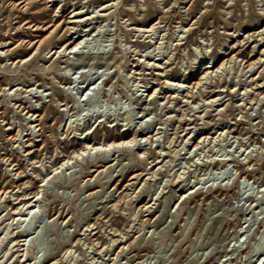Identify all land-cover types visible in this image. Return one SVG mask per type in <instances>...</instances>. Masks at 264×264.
<instances>
[{
  "label": "rangeland",
  "instance_id": "obj_1",
  "mask_svg": "<svg viewBox=\"0 0 264 264\" xmlns=\"http://www.w3.org/2000/svg\"><path fill=\"white\" fill-rule=\"evenodd\" d=\"M79 33L100 53L49 56ZM263 240L264 0H0V264H264Z\"/></svg>",
  "mask_w": 264,
  "mask_h": 264
},
{
  "label": "bare ground",
  "instance_id": "obj_2",
  "mask_svg": "<svg viewBox=\"0 0 264 264\" xmlns=\"http://www.w3.org/2000/svg\"><path fill=\"white\" fill-rule=\"evenodd\" d=\"M73 17H75L74 18V22H80V21H83V20H85V19H88L89 18V15H85V16H77L76 17V13H75V15H73ZM85 35H87V33L86 34H82V33H79L77 36H75L72 40H70V42L67 44H64V45H62L60 48H58V50L56 49V50H53V51H51V54L49 55V56H69L71 53H73V54H84V53H100V52H89V49L88 50H84V48L86 47V45H85V43H86V41L84 40V39H86V38H84V36ZM86 37V36H85ZM58 54V55H57ZM262 56H260L259 58H257V60H254V61H252L250 64H249V66H248V71L249 70H251V69H253L254 68V66L257 64V63H259L261 60H262V58H261ZM225 62H222L218 67H216L215 69H213V65H206V68H209L208 70H207V73H208V75H211V74H213V73H216V72H218L219 71V68H222V65L224 64ZM206 73V74H207ZM205 77H207V75H205ZM70 79H72V77L70 76L69 77ZM71 85H72V82L70 83V85L68 86V88H70L71 87ZM62 111H64L63 109H62ZM78 113H80V110H78ZM77 113V114H78ZM143 140V139H142ZM128 140L127 139H119V140H115V141H111V142H109L110 144H112L113 145V148H115V147H117V149H118V147L119 146H123V144L124 143H126ZM130 141V140H129ZM128 141V142H129ZM108 143V144H109ZM107 144V143H106ZM127 144V143H126ZM137 145V144H136ZM107 146V145H106ZM127 146H129V145H127ZM92 147H97V146H93L92 145ZM100 153H103V156L105 157V159H107V151L106 150H103V152H101L100 151ZM111 155V154H110ZM110 155H109V157H110ZM112 155H114V154H112ZM218 160H220V161H224L223 159H218ZM228 160V159H227ZM224 168H225V164H224V166L223 167H221V168H219V169H217V173H219V172H221V171H223L224 170ZM218 176H216L215 178H217ZM224 178H226V177H223V179ZM24 198H28V197H23V199ZM26 208H28L30 205H31V200H29V201H27L26 203ZM257 209H258V207L257 208H255L254 209V211H257ZM260 210V209H259ZM20 211V210H19ZM259 213H263V210H260V211H258ZM251 217H254V213L252 214V216ZM263 243H264V240L261 242V244L260 245H263ZM261 247V246H260Z\"/></svg>",
  "mask_w": 264,
  "mask_h": 264
}]
</instances>
